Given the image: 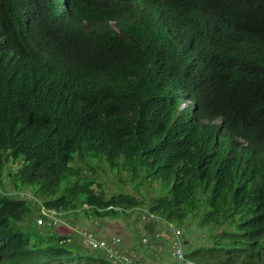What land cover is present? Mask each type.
Returning <instances> with one entry per match:
<instances>
[{
  "label": "trees",
  "instance_id": "1",
  "mask_svg": "<svg viewBox=\"0 0 264 264\" xmlns=\"http://www.w3.org/2000/svg\"><path fill=\"white\" fill-rule=\"evenodd\" d=\"M142 2L0 0V264L74 256L42 208L190 217L221 229L190 258L264 264V0Z\"/></svg>",
  "mask_w": 264,
  "mask_h": 264
},
{
  "label": "rangeland",
  "instance_id": "2",
  "mask_svg": "<svg viewBox=\"0 0 264 264\" xmlns=\"http://www.w3.org/2000/svg\"><path fill=\"white\" fill-rule=\"evenodd\" d=\"M120 172L123 174L122 170H120ZM114 181H117V179L115 178ZM103 185H105V187L110 191L118 187L110 182H104ZM119 188L131 191L132 193L134 191L128 183L121 185V187L119 186ZM141 212L142 211L139 213L138 210H130L126 214H121L115 218H97L92 216V219H90L89 217L86 218L82 210H79L76 213H68L65 217L67 221L56 217L53 225L55 226V230L59 232V234L64 235L65 238L68 237L69 240H66V247L79 255L74 253V256L70 258L55 260H47L42 257H38L31 260H25L20 264H97L96 253H101L105 256V252L100 250H91L88 246L80 243L79 240L81 237L78 230L90 227L93 229L95 237L103 238L109 242H111L113 236L117 237L119 239L117 249L129 256L131 259H135L139 264H171V260L168 259V248L162 240L151 239V242L147 244H140L142 242V236L150 234L151 231L149 230L151 228H147L146 226L148 219L143 220L142 214L144 215V212ZM35 219L36 221L38 220L37 217ZM69 222L73 226H71ZM185 223L189 224L185 226L183 225L184 228L182 227V238L187 239V242L192 244L193 247L198 245L204 247L211 244L212 241L210 238H212L214 234H218L221 231L220 228H214L211 226L201 228L190 217L187 218ZM38 225L47 229L49 223L43 221L42 223H38ZM38 225L37 223L34 224L33 221H28L27 226L25 227L24 231L31 234V242L37 240L36 237L40 229V226ZM177 227L179 226L177 225ZM153 233L148 237L151 238ZM41 234L45 236L43 232H41ZM187 249L190 250L188 246ZM233 255L237 254L233 253ZM215 256L218 258L220 253H215Z\"/></svg>",
  "mask_w": 264,
  "mask_h": 264
},
{
  "label": "built area",
  "instance_id": "3",
  "mask_svg": "<svg viewBox=\"0 0 264 264\" xmlns=\"http://www.w3.org/2000/svg\"><path fill=\"white\" fill-rule=\"evenodd\" d=\"M41 214H47L49 224L54 225V219L57 217L54 211H46L42 208ZM156 224L157 228L153 231L154 233L152 232L153 235L151 238L148 236L152 233L142 236L141 239L144 242L143 244L151 242V239L162 240L168 248L167 253L172 258L171 264H200L196 260L187 256L182 238L183 232L180 228L173 223L160 218L156 219ZM78 231L84 245L88 246L90 249L104 250L110 262L119 264H139L135 259H131L117 249L119 242L117 237L113 236L111 242H109L103 238L95 237L91 228H84Z\"/></svg>",
  "mask_w": 264,
  "mask_h": 264
},
{
  "label": "clouds",
  "instance_id": "4",
  "mask_svg": "<svg viewBox=\"0 0 264 264\" xmlns=\"http://www.w3.org/2000/svg\"><path fill=\"white\" fill-rule=\"evenodd\" d=\"M82 22H84V26H82L83 27V29H85V31H87V32H94V27L97 25V24H100V22H97V18H95V16L92 18V19H89L88 21H82ZM108 24L110 25V27L112 26L113 27V29L116 31L117 30V26H116V24H115V22H113V20H111V21H109L108 22ZM182 104H183V106H182ZM187 104H188V100L187 99H185V100H183L182 101V103H181V106L182 107H186L187 106ZM145 215V214H144ZM143 214H142V219L144 220V219H147V217L146 216H144ZM58 217V216H57ZM59 218V217H58ZM82 229H84V228H82ZM108 258V257H107ZM109 259V258H108Z\"/></svg>",
  "mask_w": 264,
  "mask_h": 264
},
{
  "label": "bare ground",
  "instance_id": "5",
  "mask_svg": "<svg viewBox=\"0 0 264 264\" xmlns=\"http://www.w3.org/2000/svg\"><path fill=\"white\" fill-rule=\"evenodd\" d=\"M123 2V4L125 3L127 7H134L135 13L139 10L142 9V7L145 6V3L142 2V0H121ZM134 13V14H135ZM246 76V75H245ZM146 215V214H145ZM144 215V216H145ZM47 217V214L45 215ZM38 222H40V219L38 220ZM144 243L143 241L141 242V244ZM159 244V243H158ZM144 245V244H143ZM160 245V244H159ZM162 246V245H161ZM160 246V247H161ZM121 252V251H120ZM169 259L172 261L171 256L168 254Z\"/></svg>",
  "mask_w": 264,
  "mask_h": 264
},
{
  "label": "crops",
  "instance_id": "6",
  "mask_svg": "<svg viewBox=\"0 0 264 264\" xmlns=\"http://www.w3.org/2000/svg\"><path fill=\"white\" fill-rule=\"evenodd\" d=\"M155 227L157 228V225H155ZM153 230L150 231V233L152 232ZM156 250V249H155ZM169 259V258H168Z\"/></svg>",
  "mask_w": 264,
  "mask_h": 264
}]
</instances>
